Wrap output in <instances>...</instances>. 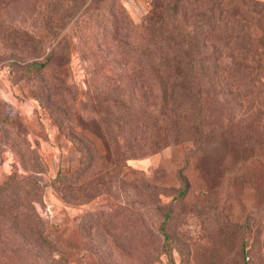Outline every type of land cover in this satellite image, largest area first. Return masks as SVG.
Wrapping results in <instances>:
<instances>
[{
	"label": "rangeland",
	"instance_id": "374dc122",
	"mask_svg": "<svg viewBox=\"0 0 264 264\" xmlns=\"http://www.w3.org/2000/svg\"><path fill=\"white\" fill-rule=\"evenodd\" d=\"M49 1L0 0V19L17 29L36 31L41 21L50 20V16L44 15ZM196 1L187 0V4ZM119 2L129 19L139 23L147 16L154 0ZM219 3L225 12L221 13L219 22H212L214 28L209 35L219 37L223 34L230 39L238 31L232 18L240 19L243 25L245 21H251L253 4L243 5L241 0H220ZM102 5L106 20L104 27L108 31L114 8L108 0H103ZM180 7L184 11V6ZM189 22L190 19L185 21ZM71 23L72 20L65 24L53 39L55 43L63 37L69 52L65 90L63 85L56 89V95L60 94L62 99L55 103L44 101L40 94L44 92L40 87L44 79L47 77L49 82L56 76L55 69L9 72L8 63L21 60L15 50L17 42L15 39H0V180L11 173L30 174L39 183L41 199L33 202V207L47 225H52L49 234L57 246L62 245L66 263L146 264L148 254L144 234L155 229L160 219L153 216L142 190L131 188L136 181L144 186L156 185L160 200L173 205L164 224L166 238L160 237L164 250L153 264H244V261L245 264H264V111L252 118L251 134L244 141L253 145L252 155L241 163L234 162V150L243 141L240 128L246 126L249 121L246 114L250 112L245 111L250 98L245 94L243 80L238 90L245 92L239 95V101L230 100L231 97L223 91V97L219 99L221 109L210 101L209 91L203 89L206 125L214 126L218 131L201 158L189 153L190 143L168 142L153 152L139 148L130 156L126 151L123 166L115 174L108 162L116 156L97 119L100 115L106 120H115L114 115H109L110 110L117 109L110 84L119 77L122 65L114 52L122 55L127 40L120 36L113 42L100 43L93 38L81 42L71 35ZM229 25L235 29L230 30ZM260 29L259 25L249 28L253 40L263 35ZM120 31V34L125 32L124 28ZM42 38L45 46L37 56L38 64L53 45L48 44V37ZM252 49H261V45L254 44ZM193 51L204 53L208 48L196 47ZM232 53L238 54L236 50ZM92 61L100 63L93 77L87 71ZM98 81L104 85V91L96 100L93 86ZM30 91L39 98L31 96ZM143 93L139 105L152 108L151 95L145 89ZM63 96L68 108L76 113L78 128L93 141L96 151L94 165L98 168L107 165L104 168L108 173L104 181L107 192L89 202L72 203V200L64 203L53 182L58 171L71 172L79 160L86 157L83 150L73 146L63 123ZM121 132V142L124 143V129ZM85 178L82 196H79L84 201L92 178L88 171ZM61 181L60 177L58 183ZM183 183L188 184V189L180 198L177 192ZM173 195L176 198L171 201ZM99 210L102 213H98ZM134 213L141 216L134 220ZM92 223L96 226L91 229L88 226ZM130 231L131 236L137 232L135 240H131V236L128 240ZM242 243L246 251L244 258Z\"/></svg>",
	"mask_w": 264,
	"mask_h": 264
},
{
	"label": "trees",
	"instance_id": "16d2710c",
	"mask_svg": "<svg viewBox=\"0 0 264 264\" xmlns=\"http://www.w3.org/2000/svg\"><path fill=\"white\" fill-rule=\"evenodd\" d=\"M207 1L208 3L206 0H197L188 5L187 0H173L172 3L170 0H154L147 16L141 22L134 23L119 0H108L114 8V14L108 21L111 27L107 31L104 27V12L101 11L104 8L103 0H64V6L63 0H50L49 8L44 9V15L50 16V20L45 18L41 21L37 32L26 28L17 29L0 19V39H15L17 42L15 50L21 60L17 58L20 62L10 61L9 72L15 73L19 69H55L56 76L49 82L46 77L40 86L44 91L40 92L44 101L52 100L53 103L62 99L60 94L56 95V89L63 85L65 90L68 45L63 37L53 43L65 24L72 20L71 35L81 42L91 38L100 43L107 40L113 42L120 36L127 40L122 55L118 51L114 52L122 65L119 77L110 84L112 100L117 109L110 110L109 115H114L115 120H106L100 115L97 119L116 156L113 161L108 162L115 174L123 166L121 163L126 159L123 156L126 151L130 156L139 148L153 152L168 142L190 143L189 153L201 158L211 139L214 137L215 140L218 131L216 127L206 125L203 89L209 91L210 101L221 109L219 99L223 97V91L231 97L230 100L239 101V95L245 92L238 90V85L243 80L247 92L245 94L250 98L249 107L245 111L250 112L246 114L249 115L246 126L240 128L242 144L234 150V162L238 164L252 155L253 145L245 144L244 141L251 134L252 118L264 111V1L241 0L243 5L253 4L254 15L244 25L240 19L232 18L238 31L230 39L223 34L210 37L209 33L214 28L212 22H219L225 9L219 3L220 0ZM180 5L184 6L183 12ZM187 19H190L188 24L185 23ZM253 25H259L263 34L257 40L250 37L249 28ZM122 28L125 32L120 34ZM232 28L235 29L233 25H229V29ZM43 36L48 37V44L53 45L40 59L42 63L38 64L37 56L45 46ZM254 44L261 45V49H252ZM196 47L208 48V52L195 53L193 50ZM234 50L237 55H233ZM90 65L87 71L93 77L100 63L92 61ZM99 88L102 90H97ZM93 89V97L97 100L103 94L104 85L98 81ZM143 89L151 95L152 108L139 105L138 101L144 96ZM29 94L39 98L34 91ZM253 102L255 105H250ZM254 109L255 112H251ZM230 117L228 116L229 119ZM75 119V111L68 108L63 96V123L68 129L73 146L86 154L71 172H57L53 182L64 203L72 200V203L89 202L107 192L104 182L108 178V173L104 171L107 165H101L100 168L94 165L96 151L93 141L78 128ZM122 129L126 135L124 143L121 142ZM87 171L92 178L89 180L91 185H87L89 189L84 201L79 196H82ZM60 177L63 182L59 184ZM131 188L142 190L153 216L160 219L155 229L147 230L144 234L148 254L146 264H153L158 254L164 250L160 237L166 238L164 224L173 205L169 202L164 204L160 200L156 185L144 186L135 181ZM187 189L188 184L183 183L177 196H184ZM175 198L176 195H173L171 201ZM40 199V185L30 174L11 173L0 180V264H67L62 245L57 246L56 240L49 234L52 225H47L33 207V202H39ZM97 212L102 213L100 210ZM134 214V220L136 216H141L140 213ZM95 226L92 223L88 227L92 229ZM131 233L130 231L128 234V240ZM136 235L137 232H133L131 240H135ZM131 242L134 244V241ZM241 246L244 258V243ZM53 252L56 256H53Z\"/></svg>",
	"mask_w": 264,
	"mask_h": 264
}]
</instances>
